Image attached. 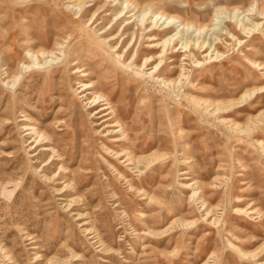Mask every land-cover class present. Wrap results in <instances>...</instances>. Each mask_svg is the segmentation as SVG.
<instances>
[{"label":"rangeland","instance_id":"rangeland-1","mask_svg":"<svg viewBox=\"0 0 264 264\" xmlns=\"http://www.w3.org/2000/svg\"><path fill=\"white\" fill-rule=\"evenodd\" d=\"M118 1L0 0V264H264V0Z\"/></svg>","mask_w":264,"mask_h":264},{"label":"bare ground","instance_id":"bare-ground-1","mask_svg":"<svg viewBox=\"0 0 264 264\" xmlns=\"http://www.w3.org/2000/svg\"><path fill=\"white\" fill-rule=\"evenodd\" d=\"M128 2H129V0H122V2L121 1H118L117 3H119V5L120 6H122V9H120V11H118V13L116 14L117 16L116 17H114V19H113V23H112V26L110 27V29H108L109 31L108 32H111V31H114L117 27H118V25L120 24V22L123 20V17L126 15V14H128L129 13V11H126V13H125V10H127V9H129V4H128ZM131 3H134V6H135V8H139V10H141L140 12V19L136 22V24L138 25H140L138 28H142V30H143V28H146V23L152 18V17H149V14L145 11V7L144 6H140V5H138V4H136L135 2H133V1H131ZM103 9V11L104 10H106L105 9V6L104 7H102ZM134 10V9H133ZM157 10H158V14L156 15V18L154 19V20H152L151 22H152V24H153V26H152V28H154V29H151V31H150V33H154L155 32V28H157V26H162L163 27V33L164 34H168V33H170V32H172V31H174V30H177V32L174 34V35H172V36H170V37H168L167 39H165V41H164V43H163V45H164V47H165V49H169L171 46H174L175 45V43L177 42V41H181L182 40V38H183V36L184 35H182V33L184 32L185 34H188V32H189V29H191V28H195L194 26H193V24H189V23H187L181 16H177V15H172V14H170V13H167V12H165V11H160V8H159V6H157ZM138 12V11H137ZM214 17H218V15L216 16H214ZM124 21V20H123ZM215 18L212 20V23L211 24H205V25H201V26H196V29L197 30H199L200 32H202L203 30H205L206 28H211L212 27V25H215ZM243 20H240L239 21V24H238V27L239 28H241L242 27V25H243ZM130 24V25H129ZM259 24V23H258ZM257 24V25H258ZM256 25V26H257ZM246 26V25H245ZM132 27V24H131V22H129L127 25H125V29L123 30V32H122V34H121V36L123 35V34H125V32H126V30L128 29V28H131ZM216 27H213V28H211L212 30L213 29H215ZM248 29V28H247ZM104 32V31H103ZM106 32V31H105ZM222 32V31H221ZM223 33V32H222ZM216 34V33H215ZM225 34H227V35H230L231 37H233V38H235V36L231 33V31L230 30H228ZM120 36V37H121ZM119 36H115L112 40H116V38H118ZM119 37V38H120ZM134 37H135V33L133 34V39H134ZM150 37H152V36H150ZM189 37V36H188ZM154 39H155V37H153ZM220 39V38H219ZM218 38H214V40H209L208 42H200V41H198V40H196V41H194V40H190V39H187V40H185L183 43H182V47L183 48H185L186 49V51L188 50V51H192L193 49H196V50H198L199 52H206L207 51V54H206V56L211 60V59H217V58H219L220 56H222L223 55V53L222 52H220V51H218V49H217V46H216V44H217V41L219 40ZM128 40V37H124V39H123V42H122V44H124V43H126V41ZM129 45V44H128ZM158 45V44H157ZM134 46V43L131 45V47L128 49V51H131V49H132V47ZM121 47V46H120ZM117 48V47H116ZM182 48V49H183ZM126 49H127V47H126ZM164 49V50H165ZM163 50V51H164ZM194 53V52H193ZM139 57V56H138ZM138 57L136 56V58L135 59H138ZM152 57V56H151ZM166 57V56H165ZM195 57V56H194ZM149 58V57H148ZM249 59V58H248ZM153 60H155L154 59V57L153 58H150V59H148L147 61H146V64L147 65H151V64H153L154 62H153ZM249 62L250 63H252L254 66H257V67H259V66H261V63L260 62H257V61H254V60H252V59H249ZM198 63V62H197ZM158 64L156 65V67H155V69H157L158 68ZM141 69H142V67H141ZM143 71H145V70H143ZM153 72V71H152ZM151 72V73H152ZM153 76H155V75H153ZM157 78V77H156ZM158 80H159V78H158ZM161 81H163V82H166L165 80H161ZM175 81V80H174ZM93 83V82H92ZM170 83V82H169ZM167 84V83H166ZM86 85H88V84H86ZM96 89V88H95ZM262 89V88H261ZM261 89H258V90H261ZM254 91V90H253ZM253 91H250V92H246V94H249V95H251V93L253 92ZM254 92H257V90L256 91H254ZM254 94V93H253ZM99 95V94H98ZM98 97H101L100 95L98 96ZM97 97V98H98ZM100 100V99H99ZM102 100H104V99H102ZM108 100V99H107ZM109 101V100H108ZM237 102V101H236ZM107 103V102H106ZM261 141V140H260ZM240 210V209H239Z\"/></svg>","mask_w":264,"mask_h":264}]
</instances>
